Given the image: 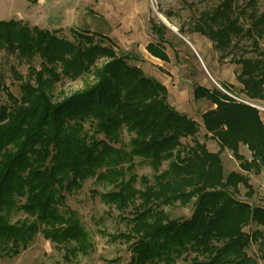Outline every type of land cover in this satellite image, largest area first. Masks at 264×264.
I'll return each instance as SVG.
<instances>
[{"label":"trees","instance_id":"obj_1","mask_svg":"<svg viewBox=\"0 0 264 264\" xmlns=\"http://www.w3.org/2000/svg\"><path fill=\"white\" fill-rule=\"evenodd\" d=\"M150 22L157 41L146 49L168 61L167 28ZM61 31L0 21V51L27 64L24 77L11 69L19 81L18 97L0 81L6 98L0 103V112H6L5 119L0 114V259L17 256L38 234L61 253L55 264H76L91 254L94 243L66 201L94 179L110 189L91 190V195L126 214V230L109 237L128 245L127 264L264 261V207L238 198L239 186L246 189L245 197L252 196L248 176L264 167V122L257 110L215 87L195 85L194 99L214 105L201 114L200 142V124L175 110L166 87L117 55L111 40L75 29L68 39ZM188 32L208 39L220 61L231 56L241 91L264 100V52L259 48L264 10L258 0H218L199 13ZM244 39L250 40V56L241 45ZM85 75L90 83L54 99L59 81ZM206 140L218 150L209 151ZM223 151L238 161L239 172L224 177ZM136 163L148 165L151 178L138 175ZM176 204H191L188 218L170 217L164 208ZM19 213L22 217L14 221ZM252 224L254 230H244ZM252 244L256 256L248 253Z\"/></svg>","mask_w":264,"mask_h":264},{"label":"rangeland","instance_id":"obj_2","mask_svg":"<svg viewBox=\"0 0 264 264\" xmlns=\"http://www.w3.org/2000/svg\"><path fill=\"white\" fill-rule=\"evenodd\" d=\"M217 3L218 0H138L136 5L134 4V7L138 10L139 16L141 15L149 18L144 26L148 41H157L156 35L152 33L150 29V19H152V23H154L156 26L161 23H165L166 25H164L167 28L165 32V39L172 35L176 38L181 35L192 44H194L197 39H204L206 40L204 41L206 47L203 45L202 47H198L197 52L201 59H203V56L205 57V67H208L210 63L213 64V66L218 67L220 71L232 67L234 73V70H236L237 67L229 63L231 56L227 57L223 61H220L219 52L213 49L212 43L208 39L197 33L188 32L191 24L198 17L199 13L203 10L211 8ZM258 8L260 11L264 10V0H258ZM179 29L183 31V34L179 33ZM59 35L68 39H71L72 37L70 29L62 30ZM93 38L94 40L98 39L96 36ZM102 41L105 44L110 43L106 38H103ZM111 45L116 48L117 55L122 56L119 48L114 43ZM241 45L248 51V53H246L247 56L253 54L251 51L252 46L250 45V40L244 39L241 42ZM259 48L264 52V38L259 41ZM178 52L179 51L177 50L171 51V58L173 62L171 66L164 65L165 69L160 68L159 71H156L155 68L152 70V68L147 66L144 74L151 78L152 76H155L165 86H167L170 91L169 95H167V102L173 106L175 110L186 114L188 117L196 120L200 124L201 129L197 135V139L200 142L204 141L202 137L204 131L202 128L201 114H203L206 110L211 109L209 107L212 105H209L210 101H203L201 103L196 102L198 99L195 100L193 94L190 93L191 87L193 90L195 85H202L205 87L209 86L210 89L215 87L220 92H222L221 85L224 84L228 86L226 87V90L230 94L240 96V98L246 100H252L254 102L264 104V100L250 98L241 91L242 86L237 82L235 73V85L230 84L225 79H221L217 76H213L212 81L205 71L204 66L199 60L198 56L189 46L186 47V49H182L180 55ZM127 58L129 64H138L139 57L138 60L131 57ZM38 63L39 61L35 60L34 65L37 68L39 67ZM11 69L15 70L18 74L24 77L27 73V64L24 61L16 58L15 55L1 50L0 81L5 84V86L15 97H18L19 81L12 74ZM170 72H173V75L170 74ZM91 80V76L88 75L81 76L75 80L62 79L54 86L52 91L53 97L55 100H59L64 96L82 89L84 85L90 83ZM186 84L189 85L190 89L186 88ZM177 90H181V92H178ZM5 100V94L4 92H1L0 103L3 104ZM0 114L4 119L6 118L5 111H1ZM258 114L263 120L264 116L259 112ZM122 138L123 141L127 140L128 137L126 133H123ZM184 142L190 143V140L187 139V141ZM205 143L209 151L216 152L218 150V147L213 140H206ZM239 151L245 158H250V153L245 146L240 145ZM220 158L222 160L225 173L229 171H240L238 167V161L231 155L229 151H223L220 155ZM162 167L164 168L165 164ZM135 172L138 175H145L149 178H151L153 175L152 169L148 165L141 163H136ZM248 178L253 194L250 198L245 197L244 194L246 189L242 186H239L238 198L251 202L254 206L264 207V167L257 175L250 173ZM108 189H110V187H105L101 184H98L94 181V179H88L83 183L82 187L78 191L67 197V205L77 211L83 226L89 233L94 243V251L88 256L78 258L76 264H127L129 261L131 252L128 249V245L120 241H113L109 237L110 234H117L126 230V225L122 220V217L126 214H120L114 209L110 210L101 202L98 196L91 195V190L101 192ZM191 208V204L187 205L186 207H181L176 204L174 206L165 207L164 209L172 218H188L191 214ZM21 217V213L14 214L12 219L15 221ZM254 229L255 225L253 224L244 228V230L247 232H250ZM248 253L250 255H257L256 244H252L250 246ZM60 260L61 253L54 248L52 243L44 240L41 234H38L26 250L12 258L0 259V264H55L56 261ZM258 264H264V261L259 260Z\"/></svg>","mask_w":264,"mask_h":264},{"label":"crops","instance_id":"obj_3","mask_svg":"<svg viewBox=\"0 0 264 264\" xmlns=\"http://www.w3.org/2000/svg\"><path fill=\"white\" fill-rule=\"evenodd\" d=\"M137 2L138 0H0V21L18 20L46 30L76 29L101 35L111 40L119 48L122 56L137 60L139 57L136 66L140 67L143 72L147 66L152 70L155 68L156 71H159L160 68L165 69L164 65L171 66L173 64L171 51L177 50L180 55L181 50L189 46L198 56L212 81L213 76H217L235 85L232 67L223 71L211 63L205 67V57L203 56L201 59L197 52L198 47H202V45L206 47L204 42L206 40L203 38V40L197 39L192 44L181 35L178 38L173 35L169 36L166 38L168 44L165 47L169 60L162 61L152 56L147 51L146 46L156 41H148L144 26L149 18L138 15V10L134 7ZM170 74L173 75V72ZM152 78L158 80L155 76ZM165 87L167 95H169L170 91L167 86ZM186 88L190 89L189 85ZM177 91L181 92V90ZM190 93L193 94L192 87ZM203 101L208 100L201 98L196 102L201 103ZM209 105H212L209 108L214 107L211 102ZM227 173L223 172L224 177Z\"/></svg>","mask_w":264,"mask_h":264},{"label":"built area","instance_id":"obj_4","mask_svg":"<svg viewBox=\"0 0 264 264\" xmlns=\"http://www.w3.org/2000/svg\"><path fill=\"white\" fill-rule=\"evenodd\" d=\"M221 91L227 96H229L231 99H233L234 101L250 106L254 108L255 110H257L260 114L264 115V104L254 102L252 100H246V99L240 98V96L230 94L229 92L223 90L222 88H221Z\"/></svg>","mask_w":264,"mask_h":264},{"label":"water","instance_id":"obj_5","mask_svg":"<svg viewBox=\"0 0 264 264\" xmlns=\"http://www.w3.org/2000/svg\"><path fill=\"white\" fill-rule=\"evenodd\" d=\"M163 21V20H162ZM164 23V22H163ZM165 24V23H164ZM166 25V24H165Z\"/></svg>","mask_w":264,"mask_h":264},{"label":"bare ground","instance_id":"obj_6","mask_svg":"<svg viewBox=\"0 0 264 264\" xmlns=\"http://www.w3.org/2000/svg\"><path fill=\"white\" fill-rule=\"evenodd\" d=\"M161 20H163V19L161 18Z\"/></svg>","mask_w":264,"mask_h":264}]
</instances>
